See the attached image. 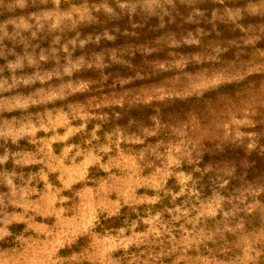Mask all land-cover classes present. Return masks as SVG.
Listing matches in <instances>:
<instances>
[{
    "label": "rangeland",
    "instance_id": "374dc122",
    "mask_svg": "<svg viewBox=\"0 0 264 264\" xmlns=\"http://www.w3.org/2000/svg\"><path fill=\"white\" fill-rule=\"evenodd\" d=\"M0 264H264V0H0Z\"/></svg>",
    "mask_w": 264,
    "mask_h": 264
}]
</instances>
